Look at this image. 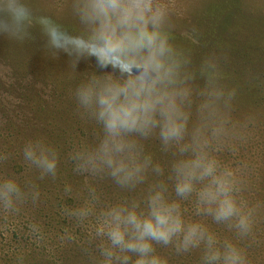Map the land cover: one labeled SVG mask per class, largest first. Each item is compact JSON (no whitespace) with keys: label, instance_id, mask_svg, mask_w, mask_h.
I'll list each match as a JSON object with an SVG mask.
<instances>
[{"label":"rangeland","instance_id":"rangeland-1","mask_svg":"<svg viewBox=\"0 0 264 264\" xmlns=\"http://www.w3.org/2000/svg\"><path fill=\"white\" fill-rule=\"evenodd\" d=\"M223 1L227 8L209 11L208 7ZM17 2L27 8L28 20L15 35L0 31V188L6 180L19 188L8 207L0 197V259L3 251L21 253L31 247L43 255V264H72L66 260L75 261L72 256L80 251L76 244L89 236L98 264H124V256L129 257L127 264H134L136 253L114 248L106 234L97 235V228L104 224L107 232L105 221L111 219L106 213L113 208L148 216L150 198L160 193L164 204L179 205L185 228L198 223L206 229L205 237L210 234L215 242L211 249L205 239L196 247L178 250L174 236L167 245L150 241L154 249L150 255L164 264H224L231 244L245 264H264V0H152L154 8H164L156 31L174 57L168 66L173 68V82L165 80L157 87L187 92L182 102L177 97L187 116L186 130L181 141L168 146L158 128L147 136L128 134L138 160L142 161L141 154L156 159L133 186L105 179L102 170H79L77 155L95 150L104 130L94 106L81 105L78 90L84 85L124 84L130 78L123 69L135 61L120 57V67H101L87 48L61 50L49 44L42 21L58 26L69 37L91 42L102 19L91 16L93 0ZM5 3L0 0V8ZM4 16L0 12V18ZM110 21L115 24L116 16L110 15ZM137 75L156 78L164 70L150 66L137 70ZM242 84L249 86L245 97ZM215 92L221 95H212ZM197 129L201 131L198 144L193 141ZM214 129H219L215 135ZM29 144L55 155L54 174L42 173L25 159ZM145 146V151H139ZM198 155L204 163L214 162L213 175L230 187L240 213L249 219L247 232L237 227L238 216L216 221L207 211L211 207L214 212L216 204L209 206L199 199L200 190L215 187L212 177L193 179L192 193L177 194L182 177L175 166ZM81 209L87 214H74ZM66 215L76 225L72 230L67 229ZM104 249H112L113 256H105ZM211 251H219L220 259L209 262L206 257Z\"/></svg>","mask_w":264,"mask_h":264},{"label":"clouds","instance_id":"clouds-1","mask_svg":"<svg viewBox=\"0 0 264 264\" xmlns=\"http://www.w3.org/2000/svg\"><path fill=\"white\" fill-rule=\"evenodd\" d=\"M0 12L5 14L0 18V31L12 35L22 30L29 15L25 5L17 0H6ZM110 15L116 16L115 24L111 23ZM164 15L163 6L154 8L152 0H93L91 16L94 19H102L91 42L79 37H69L54 26L48 25L47 21H42L49 44L56 49L67 50L69 46L76 49L87 48L101 67H108L110 64L120 67V54L146 50L147 63L154 65L155 69L164 70L163 76L145 78L138 76L137 65L130 63L123 69L130 78L124 84L104 83L98 87L84 85L78 90L81 105L89 109L94 106V115L97 121L102 123L104 130V137L95 150L77 155V159L81 161L79 170L99 171L106 168L118 184L133 186L143 180V172L150 161H138L134 152L135 142L126 138L128 134L147 136L158 128L159 137L165 146L172 141L178 143L183 139L187 116L177 103V97L182 102L187 92H168L157 87L158 83L165 80L173 82L174 75L173 68L165 67L163 60L171 49L156 31ZM149 24L152 25L151 31ZM117 29H120L119 35ZM139 67L144 68L146 65ZM212 95L219 97L221 93L215 92ZM204 107L208 108L210 104ZM218 131L219 129H214L213 134ZM200 136L201 131L197 129L193 134L194 143H199ZM24 156L40 168L42 173H55L57 159L54 154L49 155V150L39 147L37 151L36 147L29 144L24 150ZM175 170L177 176L182 177L176 184V192L181 196L193 192V179L212 177L215 187L209 185L200 190L199 199L209 206L216 204L214 212L211 207L207 209L216 221L238 216L237 227L242 232L248 231L249 219L240 213L230 195V187L223 179L213 175L214 162L204 163L203 157L198 155L196 160L178 163ZM12 194L19 195V188L14 181L6 180L0 188V197L6 207L12 203ZM74 214L84 216L87 210L81 209ZM106 215L111 219V223L105 221L108 230L105 233L104 224H101L97 228V235L106 234L114 248L136 253L134 264H164L158 256L150 255L154 251L150 241L167 245L175 236L179 241L178 250L185 251L198 246L201 240L206 239L209 249L215 242L212 235L205 237L206 229L198 223L189 224L185 228L179 205L164 204L160 193L150 198L148 216L141 217L134 209L127 211L123 208H113ZM103 254L111 258L113 251L104 249ZM128 259L127 256L123 257L124 264H127ZM206 259L209 262L219 260V251H211ZM224 264H245V261L238 250L229 244L224 255Z\"/></svg>","mask_w":264,"mask_h":264},{"label":"trees","instance_id":"trees-1","mask_svg":"<svg viewBox=\"0 0 264 264\" xmlns=\"http://www.w3.org/2000/svg\"><path fill=\"white\" fill-rule=\"evenodd\" d=\"M227 6H228L227 2L223 1V2H220L219 4L211 6L210 8L208 7V9H209V11L218 12V11H221V9H224L225 7L227 8ZM208 9H206V11ZM54 27L58 28V26H54ZM166 36L169 37L168 35H163V37H165V38H166ZM120 57L121 58L126 57V58L130 59L131 62L135 61V64H137V70L149 68L150 66L155 68L154 65L147 63L148 53L146 50H139L136 52L126 51V52L120 54ZM163 60H164L165 67L171 66L173 64L172 62L174 60V57H173L172 49H171L170 53H168L163 58ZM140 65H146V67L140 68L139 67ZM242 85H243V89L241 91L244 93V97H245L247 95L246 92L249 91V89L247 88L249 86H246V84H242ZM243 99H245V98H243ZM64 145H66V144H64ZM146 149H147L146 146L145 147H139V151H145ZM150 155H152V154H150ZM140 157H141L142 161H140V160H138V161H140L141 163H143L146 159L150 161L149 163H151L149 166H152L153 163H156V161H155L156 159L155 160L150 159L151 156L141 154ZM101 172H103V177L105 179L111 178V176L109 175V172H106L105 168H102ZM15 195L16 194H12L11 199H15ZM30 195H33V194H30ZM67 225H68L67 229L70 228V230L74 229V227L76 226L74 224V222L70 221L68 219V216L66 215V226ZM69 225H71V227ZM88 239H89V236L86 238V242H83L82 244L81 243L76 244V246L80 247V251L76 255L72 256L73 259H75V261H72V259L70 261L66 260V263L71 262L72 264H98L97 262L100 260L99 256L97 255L98 252L94 255V253H95L94 249L92 248V250L90 251L91 247L88 245ZM81 250L84 252L82 253ZM5 252H7V251L2 252L3 257L0 259V264H43V263H45V262H43L45 260L42 259L43 255L39 254V253H35L31 247L29 249H27V251H23L21 253H15L14 251H10L11 254H5ZM0 255H1V253H0ZM102 256H101V258H102ZM79 257H82V259L78 260ZM76 260H78V261H76Z\"/></svg>","mask_w":264,"mask_h":264}]
</instances>
